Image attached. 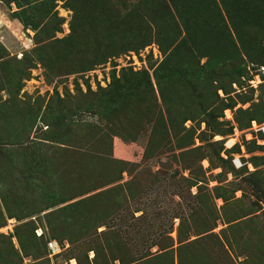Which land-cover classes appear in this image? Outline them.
<instances>
[{
  "label": "rangeland",
  "instance_id": "obj_1",
  "mask_svg": "<svg viewBox=\"0 0 264 264\" xmlns=\"http://www.w3.org/2000/svg\"><path fill=\"white\" fill-rule=\"evenodd\" d=\"M256 122L264 0H0V264H264Z\"/></svg>",
  "mask_w": 264,
  "mask_h": 264
},
{
  "label": "trees",
  "instance_id": "obj_2",
  "mask_svg": "<svg viewBox=\"0 0 264 264\" xmlns=\"http://www.w3.org/2000/svg\"><path fill=\"white\" fill-rule=\"evenodd\" d=\"M250 123V122H249ZM264 122H260V123H258V122H256V125L257 126H260L261 124H263ZM259 132V135H260V133L261 134H263L264 135V133H262V132H260V131H258ZM262 136V135H261ZM264 138V137H263ZM183 250V248H180V250H179V252H180V254H181V251Z\"/></svg>",
  "mask_w": 264,
  "mask_h": 264
},
{
  "label": "built area",
  "instance_id": "obj_3",
  "mask_svg": "<svg viewBox=\"0 0 264 264\" xmlns=\"http://www.w3.org/2000/svg\"><path fill=\"white\" fill-rule=\"evenodd\" d=\"M256 127H257L258 131H262L263 128H264V124H262V125H260V126H256ZM262 132H264V131H262Z\"/></svg>",
  "mask_w": 264,
  "mask_h": 264
}]
</instances>
